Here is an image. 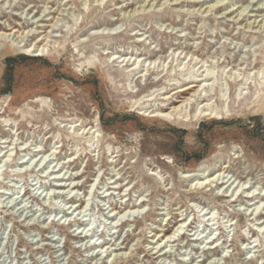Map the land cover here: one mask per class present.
Listing matches in <instances>:
<instances>
[{
  "label": "rangeland",
  "instance_id": "rangeland-1",
  "mask_svg": "<svg viewBox=\"0 0 264 264\" xmlns=\"http://www.w3.org/2000/svg\"><path fill=\"white\" fill-rule=\"evenodd\" d=\"M0 264H264V0H0Z\"/></svg>",
  "mask_w": 264,
  "mask_h": 264
},
{
  "label": "bare ground",
  "instance_id": "bare-ground-1",
  "mask_svg": "<svg viewBox=\"0 0 264 264\" xmlns=\"http://www.w3.org/2000/svg\"><path fill=\"white\" fill-rule=\"evenodd\" d=\"M209 7H212V6H209ZM254 22V21H253ZM250 25V24H248ZM7 26H10L9 24ZM250 27V26H248ZM8 30H13L14 32H18L19 29H16L14 27H10V28H7ZM2 33V32H1ZM12 33V32H11ZM10 33V34H11ZM4 34V33H2ZM13 34V33H12ZM23 34V33H22ZM28 34V33H27ZM6 35V34H5ZM4 35V36H5ZM8 35V34H7ZM20 35V34H18ZM17 35V36H18ZM32 35V34H31ZM24 36V35H23ZM29 36V35H28ZM3 37V36H2ZM6 37V36H5ZM20 37V36H19ZM7 39L9 38L6 37ZM18 39V38H17ZM3 40V39H2ZM11 40V39H10ZM23 40V38H22ZM5 41V40H4ZM38 41V40H37ZM38 43V42H37ZM11 44V43H9ZM12 46V45H11ZM16 46V45H15ZM25 46V45H24ZM36 46V45H35ZM44 45L41 46L40 48V45L37 46V48L35 50H29V48L25 49V52L29 50L30 54H31V51H40L41 53L37 54V55H43V50H44ZM16 48V47H15ZM18 48V47H17ZM31 48V46H30ZM22 49V48H20ZM31 55H34V54H31ZM119 57V56H118ZM126 57H124L122 59L121 62L125 61ZM124 63V62H123ZM135 62H133L134 64ZM125 64V63H124ZM127 64V63H126ZM126 66V65H125ZM205 76H209V74H205ZM194 77V76H193ZM207 80H209V77H204V78H194L193 80L183 84V85H180L178 88H176L175 90H173L171 93H166L164 95V102H167V105L166 106H161L160 107V111H158V113L160 112H163L161 114H157V115H161L164 117H167V118H172L173 120H177L178 119V115L177 113L179 111L182 112V107L188 105V104H191L192 102L195 103V107H196V110L194 111L192 117L190 118L191 120H199L201 117H209V118H218L217 114H214V109L212 108V104L210 105L209 104V101L212 97H210V93H208V91H206V93H203L202 94V91H205L206 87L208 86V82ZM204 82V83H203ZM210 89V88H209ZM208 89V90H209ZM210 92V91H209ZM35 101V103H39L40 99H37V97L35 99H33ZM199 105H201V108L198 109V107H200ZM187 107V106H186ZM142 108V107H141ZM183 109H186V108H183ZM199 111H198V110ZM155 112V111H154ZM157 112V111H156ZM180 114V113H179ZM183 114V113H181ZM177 115V116H176ZM189 119V120H190ZM9 124V123H8ZM11 125V124H10ZM11 128V127H10ZM13 128V127H12ZM10 133V131H9ZM222 173L221 171L215 173V174H204L202 173L201 176L198 177V180L196 181V184L195 185H198V187L200 188V186H207V185H212L213 183L214 184H220V185H223L225 182H220L218 183L220 177H221ZM73 178V177H72ZM71 178V179H72ZM231 178H229L230 180ZM224 180V179H223ZM228 183V182H227ZM60 184V183H59ZM68 186V185H67ZM230 186V185H229ZM74 187V186H73ZM197 187V188H198ZM219 188V187H218ZM65 190V189H64ZM248 192V191H247ZM253 197V196H252ZM251 197V198H252ZM256 203V202H255ZM111 205V204H110ZM114 205V204H113ZM140 206H142L141 204H132V206H130L129 208V205H128V208L130 209H127L125 211H135V210H139V208H141ZM71 207V206H70ZM124 209V208H123ZM124 211V210H123ZM118 213V212H117ZM122 213V212H121ZM120 213V214H121ZM130 213V212H129ZM122 215V214H121ZM130 216V215H129ZM125 221V220H124ZM123 222V221H122ZM178 222L179 223H176L175 225H178L176 227V230H174L173 232L171 233H168L169 231V227H166V228H163L161 229L160 231L161 232H157L154 234V238H157V237H161L160 238H157V240L155 241V243L157 244L158 246V241H164L165 243L166 242H169L171 239H173L175 236H177L178 234L180 235L181 233L178 232V229L180 230L181 228V224L183 225V223L186 222V218H181L179 217L178 218ZM177 232V233H176ZM153 238V240H154ZM171 242V241H170ZM107 245V244H106ZM119 247V246H118ZM105 248V247H104ZM109 248V246H108ZM107 248V249H108ZM122 248V246H121ZM117 249V248H116ZM153 249V248H152ZM112 250V249H110ZM105 251V250H104ZM118 251V250H117ZM152 252V251H151ZM111 253V252H110ZM157 253V252H155ZM106 254V253H105ZM109 254V253H108ZM117 255V253H115ZM154 254V253H153ZM123 255V254H121ZM152 255V254H151ZM159 255V254H158ZM123 257V256H121ZM120 257V258H121ZM156 257V256H155ZM119 258V257H118Z\"/></svg>",
  "mask_w": 264,
  "mask_h": 264
}]
</instances>
